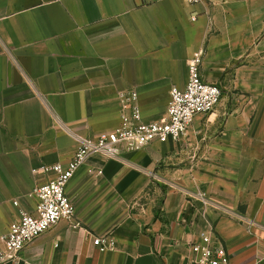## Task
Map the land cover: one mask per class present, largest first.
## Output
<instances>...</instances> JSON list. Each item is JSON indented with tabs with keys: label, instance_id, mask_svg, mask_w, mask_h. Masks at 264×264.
Wrapping results in <instances>:
<instances>
[{
	"label": "crops",
	"instance_id": "obj_1",
	"mask_svg": "<svg viewBox=\"0 0 264 264\" xmlns=\"http://www.w3.org/2000/svg\"><path fill=\"white\" fill-rule=\"evenodd\" d=\"M200 52L216 110L180 141L82 167L76 216L9 264H197L207 233L231 264H264V0H0V246L44 168L119 128L127 93L144 123L164 118Z\"/></svg>",
	"mask_w": 264,
	"mask_h": 264
},
{
	"label": "built area",
	"instance_id": "obj_2",
	"mask_svg": "<svg viewBox=\"0 0 264 264\" xmlns=\"http://www.w3.org/2000/svg\"><path fill=\"white\" fill-rule=\"evenodd\" d=\"M195 5L202 0H183ZM203 52L189 63L190 78L184 89L174 87L167 115L159 121H142L135 92L122 96L124 107L121 125L114 131L100 133L91 139H78L73 158L67 163L44 168L53 174V179L37 191L38 204L34 213H23L14 223L0 246V264H9L18 259L19 253L61 222L71 221L76 216V207L67 193V185L76 173L96 157L119 159L125 151L140 150L154 143L180 141L201 115L212 114L222 102V91L216 84L205 80L202 72ZM202 197V196H201ZM99 237L96 246H102ZM112 243L110 248H114ZM197 264H231L224 246L214 233L204 234L201 242L192 246Z\"/></svg>",
	"mask_w": 264,
	"mask_h": 264
}]
</instances>
